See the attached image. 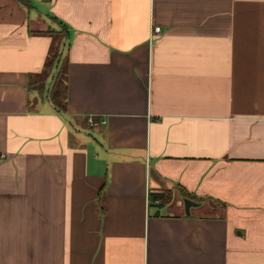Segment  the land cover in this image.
I'll return each mask as SVG.
<instances>
[{
	"label": "crops",
	"instance_id": "0c3cea01",
	"mask_svg": "<svg viewBox=\"0 0 264 264\" xmlns=\"http://www.w3.org/2000/svg\"><path fill=\"white\" fill-rule=\"evenodd\" d=\"M31 3L0 0V264H264V0Z\"/></svg>",
	"mask_w": 264,
	"mask_h": 264
},
{
	"label": "trees",
	"instance_id": "16d2710c",
	"mask_svg": "<svg viewBox=\"0 0 264 264\" xmlns=\"http://www.w3.org/2000/svg\"><path fill=\"white\" fill-rule=\"evenodd\" d=\"M23 5L30 7L32 6L31 0H19ZM63 26V30L58 31L57 33L59 35H69V32L67 30V26L66 25H62ZM54 32V31H53ZM66 32V33H65ZM56 33V32H55ZM60 55L61 53L59 51H55L53 50L51 57L49 58L47 65H46V74L49 75L50 73H53V70L57 67L58 71L56 72L54 79H53V84H52V88H51V95L52 98L55 100H58L60 97V86L63 82V78H64V66H65V62H63V65L60 64V62L62 60H60ZM60 64V65H59ZM37 89H39L41 92H44L45 90V83L44 81L41 82L40 84L37 85ZM61 105V104H58ZM152 196L154 197H160L161 195H157V194H152Z\"/></svg>",
	"mask_w": 264,
	"mask_h": 264
},
{
	"label": "built area",
	"instance_id": "2783aa9c",
	"mask_svg": "<svg viewBox=\"0 0 264 264\" xmlns=\"http://www.w3.org/2000/svg\"><path fill=\"white\" fill-rule=\"evenodd\" d=\"M161 31H162V29L160 26H157V25L153 26L152 30H151V39L154 40L158 35L161 34ZM89 122L91 123L92 126L98 125V123L95 122V120L92 117L89 118Z\"/></svg>",
	"mask_w": 264,
	"mask_h": 264
},
{
	"label": "water",
	"instance_id": "95a60500",
	"mask_svg": "<svg viewBox=\"0 0 264 264\" xmlns=\"http://www.w3.org/2000/svg\"><path fill=\"white\" fill-rule=\"evenodd\" d=\"M185 204H186V210H187V212H189V209H190L191 205L193 204V201L190 199H186Z\"/></svg>",
	"mask_w": 264,
	"mask_h": 264
}]
</instances>
